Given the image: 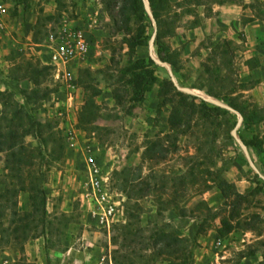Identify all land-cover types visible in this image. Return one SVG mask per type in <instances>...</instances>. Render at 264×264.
Here are the masks:
<instances>
[{"label":"rangeland","instance_id":"rangeland-1","mask_svg":"<svg viewBox=\"0 0 264 264\" xmlns=\"http://www.w3.org/2000/svg\"><path fill=\"white\" fill-rule=\"evenodd\" d=\"M166 2L156 17L148 0L155 25L144 0H0L16 17L13 35L21 42L6 46L12 65L0 63V113L7 101L27 112L25 145L33 150L32 170L45 180L51 222L46 237L39 227L23 251L0 245V264H114L129 218L124 212L108 234L88 215L80 201L86 149L110 170L112 187L125 193L124 208L129 202L137 214L133 228L146 239L161 230L186 238L189 264H264V0L252 1L247 11L255 26L222 39L189 32L201 20L192 0ZM23 9L31 14L21 17ZM64 18L97 22L89 29V55L57 76L44 44ZM153 58L170 64L179 86L198 93L190 95L213 97L237 112L205 113L200 98L177 88L169 68ZM94 88L100 89L98 117L84 119ZM240 117L237 135L247 149L233 134ZM38 123L52 126L44 136L62 139L63 159L58 143L42 142ZM71 136L77 148L69 145ZM155 143L164 156L148 152ZM127 171L138 179L125 184ZM6 173L0 152V193ZM30 209L29 192H20L18 224ZM63 213L70 216L67 225ZM8 214L0 223L7 225ZM140 242L132 248L143 250ZM183 262L162 256L153 263Z\"/></svg>","mask_w":264,"mask_h":264},{"label":"trees","instance_id":"trees-1","mask_svg":"<svg viewBox=\"0 0 264 264\" xmlns=\"http://www.w3.org/2000/svg\"><path fill=\"white\" fill-rule=\"evenodd\" d=\"M151 7L156 17H158V10L167 4L166 0H149ZM59 5V2H58ZM32 67V64H29ZM139 66L135 67L138 68ZM140 68V67H139ZM39 68H34V71H38ZM48 67L44 66L42 70H47ZM35 83L38 80H34ZM203 89V88H201ZM100 93L99 88H94L92 94L88 95L85 102L82 118L97 119L99 106L96 103L95 97ZM193 98H200L201 103L199 107L205 111H219L221 106L208 102L207 100L192 95H187ZM195 105V103H194ZM196 106V105H195ZM27 112L20 106L18 101L3 102V111L0 113V152L5 153V166L6 173V188L0 193V200L3 201L1 205V214L9 211L8 223H0V245L18 247L19 250H24V244L34 235L37 234V230L41 229V235L46 237L50 232L48 226H51V222L48 220L49 211L47 208V193L43 186L44 179H42L41 172L32 170L34 167V154L33 150L25 145V137L27 135ZM39 137L45 145H48L49 141L58 143L61 149L58 155L59 159H63V141L56 138L54 132H50L48 136H44V130L49 129L52 131V126L37 124ZM164 148L160 144H153L150 151L151 154L159 153L160 157L165 154ZM34 172V173H33ZM130 173H126L124 183L127 184L130 180H137L136 173L133 176H129ZM22 191H27L30 194L31 209L26 214V222L18 224L16 219L18 217V202L19 194ZM242 197V194L238 195ZM131 197H129L130 201ZM133 206L127 203L125 213L129 218V222L123 226V240H121L120 249L115 251L113 260L114 264H154L160 257L169 259L183 258V263L189 264L193 258V251L188 243V240L182 236H179L173 232L157 231L151 237L147 238L143 235V230L133 228V225L138 222L137 214L132 211ZM63 219H65L66 225L70 222V216L63 213ZM200 229V228H199ZM199 229L197 231H199ZM141 241V242H140ZM139 242L144 244L145 248L148 245V249L151 250L149 254H145L142 251L132 248L134 245H139ZM152 245V246H150ZM134 249V250H132ZM141 251V252H140ZM152 261V263H150ZM176 264V263H174Z\"/></svg>","mask_w":264,"mask_h":264},{"label":"built area","instance_id":"built-area-1","mask_svg":"<svg viewBox=\"0 0 264 264\" xmlns=\"http://www.w3.org/2000/svg\"><path fill=\"white\" fill-rule=\"evenodd\" d=\"M86 3L97 0H82ZM6 11L4 4L0 3V16ZM84 22L83 19L69 21L66 18L51 29L44 44L50 63L53 64L57 76L61 72L70 73L68 68L77 64L89 55L93 45L90 30L96 20ZM69 145L78 147V142H73V136L69 137ZM83 185L80 193V201L86 208L88 215L99 228H105L111 234L113 227L124 214L125 193L112 187L111 172L104 169L97 156L86 149L83 159ZM220 245L221 239L217 240ZM104 259V258H103Z\"/></svg>","mask_w":264,"mask_h":264},{"label":"crops","instance_id":"crops-1","mask_svg":"<svg viewBox=\"0 0 264 264\" xmlns=\"http://www.w3.org/2000/svg\"><path fill=\"white\" fill-rule=\"evenodd\" d=\"M191 6L200 7L198 12V17L201 19L200 22L191 27L189 32L191 34H198L202 36H214V38L222 39L223 37H231L239 30L248 31L251 27L256 24L255 14H247V11L253 10L251 2L257 0H192ZM4 4L6 11H9V4ZM5 14V13H4ZM24 14L28 17L31 12L29 10L23 9L21 17ZM196 17V16H195ZM247 17V18H245ZM4 20H0V36L3 41L0 43V63L3 67L11 66L10 61L5 59V53L7 52V45H19L20 39L14 38L15 28L17 23H15L16 17H10L9 12L5 15ZM5 19L7 21H5ZM32 21L29 23L32 25ZM26 29H24L25 31ZM23 31V32H24ZM11 43V44H10ZM11 70H5V73H9V78L12 81L18 82L19 79H13L11 77ZM5 74V77L8 75ZM125 218L123 214L121 220ZM8 263L5 261V264ZM171 264V263H169Z\"/></svg>","mask_w":264,"mask_h":264},{"label":"water","instance_id":"water-1","mask_svg":"<svg viewBox=\"0 0 264 264\" xmlns=\"http://www.w3.org/2000/svg\"><path fill=\"white\" fill-rule=\"evenodd\" d=\"M144 1H145V5H146V7H147V10H148V12H149L151 18L153 19L154 24L156 25V20H155V17H154V15H153V13L151 12V10H150V8H149L148 0H144ZM154 36H155V34H154ZM151 52L153 53V48H151ZM153 59L155 60V62H157V63H159V64H163V65H165V66H167V67L169 68L170 76H171L172 80L175 82L177 88H179L180 90H182V91H184V92H187V93H189V94H196V95L198 94L194 89H191V88H189V87H182V86H179V85L177 84L176 79H175V76H174V74H173V72H172V70H171V66H170V64H169L168 62H162L160 59H156V58H153ZM202 97H203V99L207 100L208 102H211V103H213V104H216V105H218V106H221V107H223V108H225V109H227V110L237 112L232 106H230V105L224 103L223 101L217 100V99H215V98H213V97H207V96H202ZM241 121H242V118L240 117L239 120H238L237 126H236V128L234 129V131H233V134H234V136L237 138V140L239 141V143L241 144V146H242L244 149H247V147H246V145L244 144L243 140H242L241 138H239L238 135H237V130H238V127H239L240 124H241ZM250 162H251L252 166L255 168V170L258 172L257 167L252 163L251 160H250ZM261 177L264 179V175L261 174Z\"/></svg>","mask_w":264,"mask_h":264}]
</instances>
